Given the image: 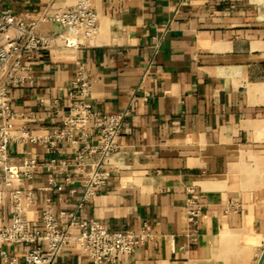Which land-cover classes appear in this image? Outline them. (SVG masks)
<instances>
[{
	"label": "crops",
	"instance_id": "1",
	"mask_svg": "<svg viewBox=\"0 0 264 264\" xmlns=\"http://www.w3.org/2000/svg\"><path fill=\"white\" fill-rule=\"evenodd\" d=\"M79 1L1 0L0 11L52 13ZM89 1L99 15L97 36L77 47L57 40L26 63L32 81L14 90L13 135L23 126L40 136L61 127L83 66L96 108L132 110L121 147L106 164L109 182L83 201V173L65 169L83 143L50 151L44 143L14 140L11 164L37 156L39 167L0 187V227L11 221V191L20 188L34 228L45 209L58 217L76 212L115 231L149 224L156 236L122 264H258L264 252V0ZM40 30L58 35L64 27L47 21ZM58 170L59 185L47 189L49 173ZM193 209L201 212L196 224L189 219ZM27 249L8 246L20 264ZM56 263L93 264L77 244L67 245ZM0 264L8 263L0 258Z\"/></svg>",
	"mask_w": 264,
	"mask_h": 264
},
{
	"label": "built area",
	"instance_id": "2",
	"mask_svg": "<svg viewBox=\"0 0 264 264\" xmlns=\"http://www.w3.org/2000/svg\"><path fill=\"white\" fill-rule=\"evenodd\" d=\"M1 1V0H0ZM58 23L64 31L58 35L40 30L43 22ZM99 32V15L89 0L50 12L17 14L10 9L0 11V187H12L20 172L31 176L39 167L37 156L24 158L21 165L10 162V144L14 140L44 143L52 151L63 143H83L75 158L65 169L83 173V201L93 200L107 186L110 171L106 164L120 145L123 124L132 110L107 111L96 108L91 100L92 83L81 66L71 83L69 104L61 111L62 125L50 135L40 136L23 126L20 136H14L18 113L13 109V93L24 82L32 81L31 67L26 63L51 51L57 40L68 47L84 45ZM58 103V100L55 101ZM98 137L92 143V137ZM54 160L51 162L53 163ZM63 169H60V172ZM57 172L48 175L47 189L59 184ZM13 213L11 221L0 227V258L8 264H20L8 250L11 244H25L28 249L23 264H57L56 258L70 244H77L82 255L93 264H122L125 255L134 253L146 240L156 235L149 224L140 230L115 231L98 219H80L76 212H62L67 218L62 224L52 209L41 214V226L34 228L24 211V196L20 188L11 191ZM200 209L189 212L197 223Z\"/></svg>",
	"mask_w": 264,
	"mask_h": 264
},
{
	"label": "water",
	"instance_id": "3",
	"mask_svg": "<svg viewBox=\"0 0 264 264\" xmlns=\"http://www.w3.org/2000/svg\"><path fill=\"white\" fill-rule=\"evenodd\" d=\"M263 261H264V252H263V254H262V256H261V258H260V261H259V263H258V264H262V263H263Z\"/></svg>",
	"mask_w": 264,
	"mask_h": 264
},
{
	"label": "rangeland",
	"instance_id": "4",
	"mask_svg": "<svg viewBox=\"0 0 264 264\" xmlns=\"http://www.w3.org/2000/svg\"><path fill=\"white\" fill-rule=\"evenodd\" d=\"M0 171H1V169H0Z\"/></svg>",
	"mask_w": 264,
	"mask_h": 264
}]
</instances>
